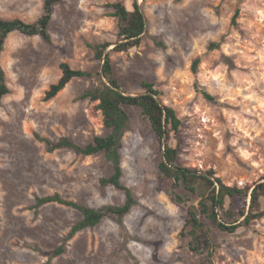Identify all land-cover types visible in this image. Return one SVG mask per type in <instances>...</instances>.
Listing matches in <instances>:
<instances>
[{"label":"rangeland","instance_id":"1","mask_svg":"<svg viewBox=\"0 0 264 264\" xmlns=\"http://www.w3.org/2000/svg\"><path fill=\"white\" fill-rule=\"evenodd\" d=\"M133 1L60 0L50 42L8 35L0 57L10 91L0 102V264H264V215L233 234L204 220L212 253L191 251L185 222L198 199L184 198L183 188L175 191L184 202L171 199L172 181L158 168L163 143L135 107H125L130 129L120 149V182L136 204L121 223L104 218L50 259L82 215L56 203L36 208L37 198L57 193L94 209L126 200L100 184L112 173L102 154L49 153L42 141L68 138L83 147L108 133L98 102L83 98L102 65L93 45L111 44L106 53L122 91L140 94L141 82L153 83L159 101L174 109L181 126L167 144L182 167L212 171L239 188L264 179V0H137L146 33L138 47L113 52L118 29L108 5L132 10ZM42 13L43 0H0L5 20L33 23ZM61 63L93 77L73 79L44 101Z\"/></svg>","mask_w":264,"mask_h":264},{"label":"trees","instance_id":"2","mask_svg":"<svg viewBox=\"0 0 264 264\" xmlns=\"http://www.w3.org/2000/svg\"><path fill=\"white\" fill-rule=\"evenodd\" d=\"M60 0H43V13L33 23H26L20 19L5 20L0 18V57L5 41L9 34L18 32L24 36H38L50 42L48 27L50 25L54 6ZM113 11L111 16L117 21V41L111 49L113 52H128L138 47L146 33V18L137 0L132 3V10H128L120 2L108 5ZM109 43L92 46L95 58L102 62L100 72L96 74L97 83L88 89L83 98L91 102H98L97 108L103 116V124L107 130L105 136H96L85 146H79L68 138H61L57 142L42 139L47 151L52 153L60 149H71L83 156H96L102 154L110 163L112 173L100 180L102 186H112L125 194V203L119 206H103L98 209L83 206L77 202L66 200L55 193L36 199V208L56 203L78 211L82 219L74 224L63 244L56 249L51 258H56L64 253V246L79 232L93 228L106 217H114L118 222L129 213L136 204L132 192L120 182L122 177L121 154L122 139L130 129V119L125 107H135L145 117L159 141H166L162 160L158 166L160 176L172 181L174 191L171 199L176 203L184 202V198L196 197L197 204L188 206L185 230L189 237V247L192 252L208 251L212 253L213 243L204 220L221 232L233 234L237 229L247 226L252 221L264 215L261 210V198H264V179L251 189L227 186L219 178L213 177V172L201 174L194 169L182 167L178 162L177 149L169 146L167 142L172 135L179 132L181 121L173 108L163 105L159 99V92L153 83L141 82L142 93L131 95L121 90L109 54L106 50ZM199 60L193 62L192 70L196 71ZM61 77L51 84L45 92L44 101H50L60 93L66 85L76 78H92L93 74L79 69H72L68 63L60 64ZM5 72L0 65V102L9 94ZM202 94L207 98L205 92ZM183 188L185 197H180L176 189ZM191 199H188V202ZM228 202V207L225 208ZM213 264V263H210Z\"/></svg>","mask_w":264,"mask_h":264},{"label":"water","instance_id":"3","mask_svg":"<svg viewBox=\"0 0 264 264\" xmlns=\"http://www.w3.org/2000/svg\"><path fill=\"white\" fill-rule=\"evenodd\" d=\"M162 143H163V146H165V140H163ZM163 151H164V150H163ZM162 155H163V154H162Z\"/></svg>","mask_w":264,"mask_h":264},{"label":"bare ground","instance_id":"4","mask_svg":"<svg viewBox=\"0 0 264 264\" xmlns=\"http://www.w3.org/2000/svg\"><path fill=\"white\" fill-rule=\"evenodd\" d=\"M139 1H144V0H139Z\"/></svg>","mask_w":264,"mask_h":264}]
</instances>
